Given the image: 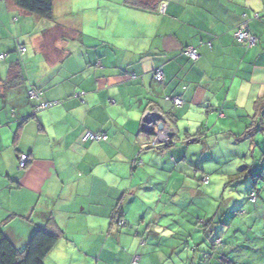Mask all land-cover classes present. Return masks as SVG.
I'll return each instance as SVG.
<instances>
[{
	"label": "crops",
	"instance_id": "1",
	"mask_svg": "<svg viewBox=\"0 0 264 264\" xmlns=\"http://www.w3.org/2000/svg\"><path fill=\"white\" fill-rule=\"evenodd\" d=\"M85 4L93 6L85 20L70 14L40 26L41 17L0 0V230L22 248L50 222L60 238L45 264L141 263L165 237L157 227L171 237L183 230L167 252L174 264L173 256L189 255L194 221L171 207L174 197L157 212L153 169L184 159L197 144L249 141L247 128L264 116L255 108L264 100V0ZM237 28L257 44L238 42ZM186 47L197 49L196 60ZM41 102L51 105L38 109ZM148 111L155 125L152 117L143 121ZM87 130L106 139L82 141ZM21 153L30 158L25 168Z\"/></svg>",
	"mask_w": 264,
	"mask_h": 264
},
{
	"label": "rangeland",
	"instance_id": "2",
	"mask_svg": "<svg viewBox=\"0 0 264 264\" xmlns=\"http://www.w3.org/2000/svg\"><path fill=\"white\" fill-rule=\"evenodd\" d=\"M92 7L85 4V0H55L52 18H41L39 24L41 26L42 22L51 25H53L52 22H63L70 18V14H76L85 20L89 15L86 11L93 9ZM66 29L69 27L64 26V30ZM84 29L96 31L87 23ZM259 125L261 126V123ZM254 137V147L250 145L249 139L248 142L208 143L206 146L197 144V148L185 152L184 159H179L168 167H161V164H158L157 171L152 168L154 172L150 180H153L155 190L150 192L152 195L157 193V196L154 195V205L158 206L157 212L164 210L167 198L169 201L174 197L169 201L174 204L171 207L182 209L180 211L184 214L190 211L191 217L190 213L188 215L190 222L194 221L189 223L191 227L188 233L195 236L194 240L191 239L189 242V255L182 251L173 256L174 264L184 262L182 258H187L186 264H216V260L208 263V255L203 254V252L213 251V240L216 239L217 255L213 257H217V264H222L220 261L264 264V180L261 178L257 180L258 191H256L251 188L253 180L251 176L241 183L230 181L229 178L247 164L252 172L264 175V132L260 131ZM190 146H196V144ZM170 175L173 177L169 178ZM248 191L256 193V202L249 200ZM203 211L210 212L209 217L205 218L209 221L206 227L199 222L201 221L199 219H203ZM172 217L174 218V215ZM165 218L161 217V225L165 224ZM212 218L214 219L211 221ZM171 227L175 228L176 233L178 230L176 223ZM157 230H160V234L164 232L162 235L165 237L154 241L156 245L153 249L155 250L147 254V259L141 263L139 260L134 261L133 264H171V257L167 256L170 252V244L174 242L176 245V242H181L182 235L186 233L181 230L179 234L176 233L171 237L166 233L169 229L163 230L157 227ZM158 243L161 245L159 246ZM198 243H200L199 246ZM127 245L120 246L127 248L138 246L137 244ZM197 258L201 260V263L195 261ZM202 258L205 262H202ZM134 259L135 256H133Z\"/></svg>",
	"mask_w": 264,
	"mask_h": 264
},
{
	"label": "trees",
	"instance_id": "3",
	"mask_svg": "<svg viewBox=\"0 0 264 264\" xmlns=\"http://www.w3.org/2000/svg\"><path fill=\"white\" fill-rule=\"evenodd\" d=\"M13 3L20 8L22 11L28 14H32L41 18H48L51 19L53 16V0H12ZM131 1L132 4L135 3V5H141L140 7L147 6L149 4H146V2L152 3L154 0H128ZM146 1L145 3H143ZM57 28V27H56ZM50 29L44 31L43 36H49ZM258 42V41H257ZM255 108L263 109L264 110V100L262 101H256L255 102ZM264 116L262 118H255L252 120L251 124L247 128V133L244 135L245 139H249L253 144V147L255 145L254 135H256L258 132L262 131L264 129V124H262ZM261 123V126L259 125ZM255 129V130H253ZM264 131V130H263ZM259 173L252 172V169L250 166L245 165L242 168L238 169L234 174H232L229 178L230 181H235L236 183H241L243 180L247 177L251 176L253 178L252 180V189H255L258 191L257 188V180L263 179L264 175ZM250 181V180H248ZM249 200L251 202H256V193L249 192L248 191ZM118 216V213L115 212V216L113 218H116ZM120 220H118L119 222ZM202 226H208L209 221L202 220ZM60 235L59 233L51 228L50 222L47 223V225L38 227L34 230L31 237L27 241L26 245L22 248L16 247L14 243L4 234L2 230H0V264H45L44 259L45 256L50 252V250L53 248V246L57 243L59 240ZM204 241V240H203ZM214 243L212 245V252L207 253L203 252V254L208 255V263L216 260L217 264V257L214 258L213 256L217 255V239L213 240ZM220 241V238H219ZM205 242V241H204ZM206 257V256H205ZM222 264H237V262L232 261H220Z\"/></svg>",
	"mask_w": 264,
	"mask_h": 264
},
{
	"label": "built area",
	"instance_id": "4",
	"mask_svg": "<svg viewBox=\"0 0 264 264\" xmlns=\"http://www.w3.org/2000/svg\"><path fill=\"white\" fill-rule=\"evenodd\" d=\"M161 11H163V8H161ZM233 35L238 42L243 43L247 47H251V46L256 45L257 41H258V38L254 34L250 33L248 30H244L242 28L235 29V31L233 32ZM19 50L23 52V51H25V47L20 45ZM184 52L192 60H196L199 56L197 49L195 47H186L184 49ZM4 56H5V54L0 53V59H3ZM153 78L155 81L161 82L163 80L162 71L160 69H156L154 71ZM29 94L31 97H36L38 95V93L34 92V91H30ZM166 99L172 101L173 103H175L177 105H180L182 102L179 97H166ZM49 105H51V103L41 102L40 104H38L37 108L42 109V108H45ZM89 139L99 141V140L106 139V135L104 133H98V132H93L91 130H87L83 133L81 140L87 141ZM29 161H30V158L26 153L19 154L18 164H19L20 168H25L27 166V164L29 163ZM122 223H123L122 221L119 222V224H122Z\"/></svg>",
	"mask_w": 264,
	"mask_h": 264
},
{
	"label": "water",
	"instance_id": "5",
	"mask_svg": "<svg viewBox=\"0 0 264 264\" xmlns=\"http://www.w3.org/2000/svg\"><path fill=\"white\" fill-rule=\"evenodd\" d=\"M153 115H152V113H151V111H148V112H146V114L144 115V117H143V121H148L147 119H149L150 117H152ZM152 120H150V121H148L150 124H152V125H155V122L153 121L154 120V117H152L151 118ZM157 126H158V129H161L162 128V122H159L158 124H157Z\"/></svg>",
	"mask_w": 264,
	"mask_h": 264
}]
</instances>
